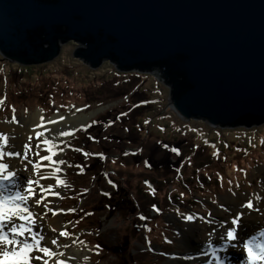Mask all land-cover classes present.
I'll return each instance as SVG.
<instances>
[{"label": "rangeland", "instance_id": "374dc122", "mask_svg": "<svg viewBox=\"0 0 264 264\" xmlns=\"http://www.w3.org/2000/svg\"><path fill=\"white\" fill-rule=\"evenodd\" d=\"M76 48L64 44L58 58L38 66L0 56V122L41 110L49 118L96 110L59 148L66 186L56 202L65 242L84 253L81 264H174L186 216L212 230L215 211L230 223L243 215L232 206L257 193L264 201V123L223 129L184 121L159 71L118 73L109 62L92 70L72 57Z\"/></svg>", "mask_w": 264, "mask_h": 264}, {"label": "water", "instance_id": "95a60500", "mask_svg": "<svg viewBox=\"0 0 264 264\" xmlns=\"http://www.w3.org/2000/svg\"><path fill=\"white\" fill-rule=\"evenodd\" d=\"M69 42L90 69L153 74L184 121L264 123V0H0V55L53 62Z\"/></svg>", "mask_w": 264, "mask_h": 264}, {"label": "bare ground", "instance_id": "6f19581e", "mask_svg": "<svg viewBox=\"0 0 264 264\" xmlns=\"http://www.w3.org/2000/svg\"><path fill=\"white\" fill-rule=\"evenodd\" d=\"M95 111L85 112L79 108H73V111L70 109L68 115L58 112L49 118L46 116L45 111L41 110L31 114L24 120L20 119L19 121H12L10 123L0 122V134L8 138L6 152L20 153L18 159H9L5 155L4 160L0 161L10 166L9 171L16 172L17 176L14 182L20 186L17 188L12 183L5 181L4 188L7 190L6 194L10 195L18 190L23 193V189L27 186L26 181L28 178L35 179L45 189L50 187L55 190V195L45 191L44 196H40L41 189L38 188L37 197L40 199L46 197L45 203L38 209L34 203L29 202L28 207L38 214L33 231L46 238V246L50 245L51 239L54 238L57 240L58 243L52 247L54 251L64 254L63 257L59 258L63 259L65 264H81L84 253L76 242H65V237L59 235L61 231L67 232V228H64L61 223L60 208L56 202L61 187L56 186L54 179H41L40 176L34 175L32 164L43 163V166L51 169L52 165L48 161H42V157L48 155L45 151L43 140H51L57 146L55 150L59 152V148L66 144L76 134L78 129L86 126L96 116ZM40 125H43V127H40ZM37 131L43 134L39 140L36 139L35 135ZM61 132H70L72 135L61 137L59 135ZM54 136L55 138H53ZM25 145L30 149L27 152V160L24 158ZM59 157L57 155L53 159L59 160ZM60 166L58 167L60 168ZM48 174V172L43 173L45 176ZM58 175L61 179V170ZM262 191L264 195V189ZM259 197L261 195L257 193L251 198L255 209H258L256 215L254 213L255 210L250 211L244 206H232L237 209L238 215H241V213L243 215L241 216V225L238 229V241L233 242L237 244V247L233 248L229 246L226 251L218 253L222 262L225 264H243V252L239 248V243L243 240L249 239L251 236H256L260 242H264V238L259 236L260 232L264 231V201H261ZM249 213H253V215L251 216ZM192 217L194 218V216ZM214 217L215 220L212 222L216 224L210 226L212 230L206 227L205 224H198L196 218H194V222L187 225L188 232L184 233L186 239L183 241V252L171 256L170 260L174 264H210L211 257L205 255V253L211 251L208 245L212 244L214 247H220L223 242H218V234L224 231V226L230 224L227 221L229 219H226L222 212L215 211ZM19 223L20 221L15 219L12 223H5L3 225L4 233L10 234L12 224L18 225ZM206 228L208 229L207 231L205 230ZM28 235L26 233V237Z\"/></svg>", "mask_w": 264, "mask_h": 264}, {"label": "snow or ice", "instance_id": "6c2138e0", "mask_svg": "<svg viewBox=\"0 0 264 264\" xmlns=\"http://www.w3.org/2000/svg\"><path fill=\"white\" fill-rule=\"evenodd\" d=\"M2 103L3 101H0V104ZM40 127H43V125H40ZM35 135L36 139L39 140L43 134L37 131ZM59 135L61 137H68L72 133L61 132ZM7 140L6 136L0 134V161L4 160L5 155L9 159H18L20 156V153L6 152ZM43 144L48 155L43 156L42 161H48L52 165V168L48 169L43 166V163H33L32 170L34 175L40 176L41 179H54L57 187L66 186L65 182L58 175L60 172L58 166L65 164V161L53 159V157L59 155V152L55 150L57 146L49 139H44ZM24 147V158L27 160V152L30 149L27 145ZM76 151L80 150L77 149ZM172 151L179 155L177 149H172ZM85 155L87 154L85 153ZM100 158L104 159L106 157H103L101 154ZM9 167L7 163L0 162V264H65V261L59 258L63 257L64 254L54 251L52 247L58 243L57 240L51 239L50 245L46 246V238L33 231L38 214L28 207L29 202L34 203L38 209L45 203L46 197L44 199L37 197L38 188L41 189L40 196H44L45 191L55 195V190L50 187L45 189L35 179L28 178L26 181L27 186L23 189V193L18 190L13 194H6L7 190L4 188L5 181L12 183L14 187H20L14 182L17 176L16 172L9 171ZM44 172H48L49 174L45 176L43 175ZM217 175L222 181L223 177H220L219 174ZM244 207L250 211L258 210L255 209L251 200ZM153 210L157 211L155 208ZM14 219L20 221V223L18 225L12 224L10 234L4 233L3 225L5 223H12ZM140 219L143 220L146 217L142 216ZM184 219L188 223L194 222L192 216H186ZM240 225L241 217L235 216L229 225L224 226V231L218 234V242H223L220 247H214L212 244L208 245L211 251L205 253V255L211 257L210 264H223L218 253L226 251L229 246L233 248L237 247V244L233 242L238 241V229ZM26 233L29 234L28 237H26ZM59 235L67 237L68 233L61 231ZM259 236L264 238V231L260 232ZM97 248H99V245H97ZM239 248L243 252V264H264V242H260L256 236H251V238L240 242Z\"/></svg>", "mask_w": 264, "mask_h": 264}]
</instances>
